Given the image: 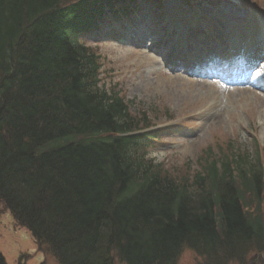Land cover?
<instances>
[{"label": "trees", "instance_id": "trees-1", "mask_svg": "<svg viewBox=\"0 0 264 264\" xmlns=\"http://www.w3.org/2000/svg\"><path fill=\"white\" fill-rule=\"evenodd\" d=\"M136 11L0 0V205L57 264H178L185 249L198 264H247L264 253L259 153L208 147L181 176L154 163L162 130L132 135L149 119L99 85V56L77 40Z\"/></svg>", "mask_w": 264, "mask_h": 264}, {"label": "rangeland", "instance_id": "rangeland-1", "mask_svg": "<svg viewBox=\"0 0 264 264\" xmlns=\"http://www.w3.org/2000/svg\"><path fill=\"white\" fill-rule=\"evenodd\" d=\"M193 1L163 0L160 8L154 10L139 7L136 14L138 23H130L138 33L131 35L135 45L115 40L118 31H122L118 29L123 28L120 22L110 24V30L101 24L100 34L99 31H91L77 36V40L86 43L99 56L98 79L102 88L118 92L128 103L131 114L137 118L142 119L144 115L151 126L161 124L154 128L170 126V131H163L160 139L150 145L147 158L154 163L162 164L175 175L191 174L203 150L211 147L217 156L218 147L222 146L221 150L225 152L229 144L233 150L248 153L251 161L257 151L264 163V93L247 86L237 88L241 90L224 88L212 79L189 76L179 71L171 72L164 66L166 55L171 50L157 53L158 46H162L168 37L179 40L184 35L187 44L185 50L197 59L201 53L192 49L194 31L181 28L185 21H191L194 27L203 22L220 32L227 27L222 22L235 23L243 29L256 8L264 16V0ZM146 11H152L150 17L154 13L151 23L149 19L142 21ZM172 15L176 18L171 30L182 33L177 34L178 38L171 30L168 33L166 27ZM234 17H237L236 21ZM193 18H197V24ZM154 20L166 25L152 26ZM149 35L155 36L150 38ZM200 39L197 37L195 45ZM174 44L172 42L171 46ZM201 45L205 46L204 43ZM238 45L244 46L245 40H238ZM210 47V50H215L213 45ZM171 118L174 119L165 123L168 121L166 119ZM261 211L264 213V198ZM13 224L10 214L0 205V253L6 264H57L50 254L38 251L26 230ZM199 262L200 258L188 249L182 251L178 260V264ZM246 262L264 264V253L252 252Z\"/></svg>", "mask_w": 264, "mask_h": 264}, {"label": "bare ground", "instance_id": "bare-ground-1", "mask_svg": "<svg viewBox=\"0 0 264 264\" xmlns=\"http://www.w3.org/2000/svg\"><path fill=\"white\" fill-rule=\"evenodd\" d=\"M178 16V15H177ZM175 18H176V16L175 15H172V17L170 18V20L171 21H174L175 20ZM254 26V25H253ZM255 49H256V53H259V52H262V53H264L263 51H264V48L263 47H260L259 48V50H258V47H255ZM263 49V50H262ZM229 58H231L232 59V55H229ZM233 67L235 66V65H232ZM234 69V68H233ZM237 69V67L235 66V70ZM233 73H234V71H233ZM203 77V76H202ZM252 82H254L256 85L258 84V85H261L260 83H261V79H259V78H257V76L255 75V76H253V79H252ZM259 82V83H258ZM264 86V85H263Z\"/></svg>", "mask_w": 264, "mask_h": 264}]
</instances>
